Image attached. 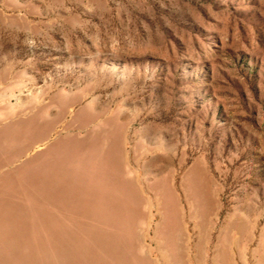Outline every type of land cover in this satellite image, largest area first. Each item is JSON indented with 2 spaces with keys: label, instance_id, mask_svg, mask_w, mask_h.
I'll return each instance as SVG.
<instances>
[{
  "label": "rangeland",
  "instance_id": "rangeland-1",
  "mask_svg": "<svg viewBox=\"0 0 264 264\" xmlns=\"http://www.w3.org/2000/svg\"><path fill=\"white\" fill-rule=\"evenodd\" d=\"M0 264H264V0H0Z\"/></svg>",
  "mask_w": 264,
  "mask_h": 264
}]
</instances>
